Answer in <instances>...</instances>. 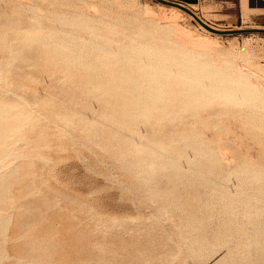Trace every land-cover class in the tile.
Instances as JSON below:
<instances>
[{"label": "rangeland", "instance_id": "rangeland-1", "mask_svg": "<svg viewBox=\"0 0 264 264\" xmlns=\"http://www.w3.org/2000/svg\"><path fill=\"white\" fill-rule=\"evenodd\" d=\"M31 1L22 0L21 4L18 2L22 6L21 8L24 9L21 12L23 17L26 13L23 20L19 13L21 8L17 2L12 5L0 3V8L3 5L1 9H6L3 12L9 15L10 22H12L14 17L18 19V14L19 18H21L20 23L14 19L13 24L9 22L6 14L4 20L2 18L1 21L0 18V22H5L7 25L0 23V57H2L0 61L5 62H0V69H2L0 70V76L3 78L7 77L5 78L7 81L0 77V84H3L0 85L2 86L0 88V105H2L1 101H4L3 105L5 102L8 106L13 104V107L10 108V115L13 118L15 116L23 117L21 116L22 114H33L29 120L23 119L22 124H20V121V123H14L15 125L11 123L14 126L11 130L15 128L14 130L16 131L11 133L9 130L10 133L6 137L2 136L3 140L0 137L2 141L5 140L4 142L0 141V146L3 145L2 148L7 146L6 148L12 149L11 147L9 148L12 145L13 153L15 151L14 154L11 153L13 157H8L9 159L3 165H0L1 170L5 169L3 171L0 170V176L4 178L1 180L2 178L0 177V180L5 181L4 186H8V188H4L9 190V192L5 190V201L1 200L4 201L3 203L0 201L2 203H0V206L2 205L0 213L2 210V213L4 211L9 212V214L12 213L11 217L9 215L11 222L8 224L7 232H2L7 234L1 235L0 232V264H27L28 262L30 264V257L33 258L31 260V262L33 261L32 264H43V260L46 264L49 262L50 264H264V169L261 171L246 170L241 168V166H236L225 173L223 183L220 184L213 181L215 177H210L208 170L202 169V171H199V138L197 132L199 130L203 131L201 128L205 132L207 131V134L211 132L208 122L202 117L203 109L200 105L203 103V99L193 97L184 99L185 96L182 98L177 95L178 90L186 87L189 81L188 78L193 73L189 72L190 75H188L187 79L185 77L188 72H185L184 77L183 74L180 75L181 77L175 75L172 79L165 80V84L162 86L165 87L166 85L170 100L166 101L168 105L163 108L164 111L162 112V108H159L161 113L156 107L154 109L158 112L155 113L153 109V114L149 113L152 116L146 118L141 117L145 113L140 110V116L137 113L136 115L139 117L135 119L137 121L133 122L134 125L135 123L137 124L136 127L131 125V130L124 128V131L120 124L115 123L117 126H114L112 125L114 124L113 120L110 121L109 117H106L105 114L107 113L105 112L109 114L112 109L104 103L105 97L102 90L105 86L104 84H107L111 79V76H103L102 73L110 74L108 72L109 69H113L111 67L118 68L116 67L117 61L114 64V61H111V56H109L110 60H108V56L101 53H96V55L99 57L104 55L106 56L105 59L104 56L102 59L95 55L89 59L91 56L89 57V54L84 53V57H87L85 59L89 60V62L95 64L97 60L95 64L97 72L95 71L96 67L92 63H90L91 66L89 65V70V67L84 69L82 68L84 66L80 64L81 68L80 66L75 68L78 64L75 63L77 66L74 65L73 62L76 61L71 56H68L72 54L71 50L67 49L66 53V48L65 51L60 50L63 47L61 48L56 43L58 50L56 49L57 47L55 48V42L49 41L50 43H46L47 46L43 44L44 50L49 47L48 52H46L47 50L43 51L42 44L34 43L32 47H34V50H38L35 63L31 64V67L30 64L26 63L23 65L24 67L22 66L23 68L19 69V76L18 73L16 74L17 78H22L21 80L19 78V80L23 83L30 78L36 77L38 81L35 78L32 80V82L35 81L32 85H37V88L36 86H34L35 88L31 87L30 79L26 84L31 87V91L29 89L30 92L28 91L19 97L15 96L16 94L14 93L16 91L11 90L12 85L8 84V81L9 83L11 82L9 78L11 70L6 65V59L10 55L9 52L13 53L15 48L17 50L20 46V44L17 46V42H19L17 40L20 38L24 39L26 36L24 32H28L25 27L31 24L29 23L31 22L30 18L32 20L34 15L32 14L33 16H31L33 12L30 13V8L27 7V10L25 7ZM35 1L33 0L32 3L41 6V8L43 6L41 13L47 9L44 12L45 15L46 13L49 15L48 13L50 12L51 15L53 13L55 15L57 11L61 10L62 6L64 7L63 0H52V4L51 0L44 3L41 2L42 4H38L40 0ZM121 1L123 3L125 1V4L128 1L127 4L132 2L130 4H135V7L137 3V7H139L136 8H140V11L141 7H149L156 13L163 12L162 10L159 11V9L164 4L157 0ZM170 1L178 2L175 0ZM248 1L246 10H243L244 7L241 0H201L195 10H193L191 5L185 6L195 12L196 14H194L197 17L199 16L198 18L203 22L219 30L264 29V0ZM23 2L26 5H22ZM49 4L54 7V10L53 8L51 9ZM14 5H17V8L12 9L11 7ZM164 6L169 7L168 5ZM1 9V17H4L5 15H3ZM27 11L30 13L29 17H27L29 15ZM164 13L169 15V12ZM10 15L12 18H10ZM52 16L49 15L43 18V23L46 20L47 25H44V27L41 25V29L48 28L49 22L47 20L49 18L50 20L57 19ZM178 16L177 21L182 28L193 32L196 38L203 36V27L195 17L185 11H181ZM143 18L145 19V17ZM7 23H10V25L8 26ZM54 23L52 22L56 26H50L51 23L49 24V27L54 29L51 28L52 30L50 31L55 32L58 29V32H55V35H52L54 32H50L49 36L62 37L56 33H59V27H63V25L61 26L57 22ZM27 28L29 29V25ZM64 28H62V33L63 31L69 32V28L68 30ZM70 28L71 32L74 31V33L77 32L76 35L79 34L80 31ZM49 29H46V31H49ZM23 30L25 31L23 32ZM107 30L104 33L101 30L100 34H105L107 37L116 35L110 33L109 36V33H107L109 30ZM65 34L62 38H64ZM69 34L72 37L73 33L69 32ZM131 35L134 36L135 34ZM45 36H48V32ZM69 36L65 37L69 38ZM115 37L118 38V36ZM212 37L213 42H217L215 45V53L217 52V54L213 51L214 56L218 55V59L225 55L228 61L229 58L232 59L230 61H234V67H229L232 62L222 66V70L225 72L229 73L230 71L231 73V71H235L232 73L238 77L241 74L251 72L253 65L264 66L263 32L250 31L219 34L212 35ZM119 38H124V34H120ZM20 42H22L21 39ZM214 43L211 47H214ZM14 45L13 50L12 47ZM6 47L8 48L5 50ZM54 48L60 53L64 52L61 55L66 53L67 55L65 56L67 58L60 57V54L58 56L56 50H52ZM212 50L210 51L212 52ZM4 51H8V56ZM69 51L70 53H68ZM43 52L44 56L42 57ZM176 53L180 54V51H176ZM4 54H6L7 58L2 56ZM214 56L212 60L216 59ZM4 58L6 61H4ZM37 59L40 60L38 61ZM68 59H71V63ZM107 60L113 64L111 66V64L106 63L108 69L106 72L107 69H105L104 62H107ZM210 60L211 58L207 61L210 62ZM101 61H103L105 70L101 68L103 65ZM97 62H101V67ZM42 64L44 67H42ZM119 64H122V62H119ZM4 65H6L7 69ZM108 66L111 67L109 68ZM128 66L122 65L121 67L129 70ZM67 68L71 69L69 70L71 73L66 72ZM91 68H94L93 71L95 72L91 71V73L93 72L96 76L98 73L100 77H106L105 81L107 82H103L104 78L101 77L99 79L100 77L98 78V76L96 81L99 80L97 82L100 83L95 80L93 84L92 81H87L93 78L92 75L88 77L90 76ZM242 69H244V73H241ZM3 70L4 73L6 71L5 74H3ZM237 70L241 71L237 72ZM24 71L28 74L33 73L32 76H34L31 77V74L25 76ZM63 73L70 75L64 78ZM21 74L23 75L21 76ZM255 77V79L259 78L260 82H264L263 74H257ZM114 78H112V83L115 86L114 84L112 86L111 83V88L107 89L108 91H114L118 82H121L117 77ZM2 82H6V88H4V83ZM101 82H103V86L100 85L98 88L99 90L102 88L100 93L103 96L97 91L98 88L95 85L101 84ZM90 84L92 87H90ZM189 84L188 87H195L194 82ZM3 88L12 93L3 91ZM93 88L96 89L93 90ZM94 91H97V97ZM171 94L173 95L170 96ZM176 97L180 98L179 102L177 104H169L172 100L176 101ZM92 99H97L98 101H93ZM102 104L105 105L104 109H101L103 108ZM14 105L20 107L15 109L16 106ZM89 107L93 110L95 109L94 112L88 109ZM261 111L264 114V110ZM25 112L29 113L26 114ZM239 117L237 115L233 117V122L237 126L241 125V117ZM106 118H108L107 120L112 126H109L110 124ZM139 118L145 119L141 121ZM238 119H240V122H238ZM100 120L103 123H101L102 127L108 126L111 128L107 127L104 129L100 127ZM118 125L120 126L118 127ZM113 126L116 129H113ZM197 127L199 128L198 130ZM193 131L197 132L194 133ZM260 136L264 138V133H260ZM243 148H246L243 149L244 151L249 150L250 154L258 159V163L264 166V151L259 149L258 146L256 148L251 141H248ZM173 157L178 159L179 172L181 174V177L176 179L169 175L167 176L168 173L172 172ZM154 160H157L162 167H153L151 161L153 162ZM10 161L16 163L12 164ZM8 162L12 165L11 168L7 165ZM17 164L18 170L14 172L18 171V174L16 172L14 176L12 168ZM17 167L14 168L17 169ZM8 168L12 170L13 177H11V174L7 176L10 172ZM6 171L7 175L4 173ZM14 177L16 179L19 178L17 180L14 179V181ZM172 180H175V183L173 189H169L168 185ZM0 185L3 184L0 182ZM169 191H172L175 195L167 196ZM6 193L12 194H9L11 197L13 196L11 200H9L10 196L8 195V197ZM164 194H166V197H164ZM176 194H182L184 200H190L189 204L193 214L188 218L183 217V207L175 204ZM12 201L18 203L14 204ZM8 202L12 203V212L7 211V208L10 210L9 206L11 205ZM13 204L15 207H13ZM19 204L24 205L19 207ZM3 205L7 206L6 209H4ZM17 207L19 211L14 210ZM6 212L3 214H6ZM173 215L177 216L172 218ZM170 216L173 220L170 219ZM10 225L12 226L9 227ZM25 227L27 230L30 227L35 230L31 231L30 228L28 232ZM38 242L50 244L49 247L44 244V247L43 243L38 244ZM31 243H34V246L36 245V247L32 245L33 250ZM51 244H53L52 247H50ZM37 250L40 251L38 252ZM35 253L38 257V262L34 263V260L37 259ZM28 254L31 255L28 257ZM5 256H7V260H5ZM40 256L44 257V259L39 258ZM49 258L50 261L48 262Z\"/></svg>", "mask_w": 264, "mask_h": 264}, {"label": "bare ground", "instance_id": "bare-ground-1", "mask_svg": "<svg viewBox=\"0 0 264 264\" xmlns=\"http://www.w3.org/2000/svg\"><path fill=\"white\" fill-rule=\"evenodd\" d=\"M32 1L28 2L27 6L25 7V8H27V7L30 8L29 9L30 13L33 12V13H31V16L34 15L32 20L30 18L31 22H29V23H31V24L27 23L29 25V29L27 28L28 25H26V27H25L26 30H28V32L26 31V33H25L24 32L25 30H23V32H24V34H26V36L29 33L28 36L26 37L24 35L25 38L22 36L25 39L24 40V39L20 38L22 40V42H20V39H18V38H17L18 40L16 39L17 41H19V42H17L18 44L16 43L17 46H19V44H20V46L17 48V50H16V48L14 50V47L16 45L15 44L12 47L14 52L13 53L9 52L10 55L8 58L6 57V54L8 51L7 52L4 51L6 54L2 55V56H5L7 58L6 59L7 60L6 65L11 70V74L9 76L11 82L9 83V81H8V84L10 86L12 85L11 90L13 89V91H16L14 93V94H16L15 96L19 97L20 95L26 94L31 87L36 86V88H37V85H32L33 82L35 83V81L32 82V80H34L36 78V77L35 78L33 77L34 75L32 76L33 73L28 74L24 71L25 76L31 74V77H33V79L30 78L31 80L29 79L31 81L30 82L31 87H29V85L26 84L29 82V80H27V82H26V81H24V77H23V81L25 82V83H23L22 81H20L22 78L19 77L20 80H19V78H17L20 74V73H18V71H19V69H21V67L23 65H25L27 63V64H30V67H31V64L35 63L38 50L36 51V50H34V47H32V45L34 43H40V45L42 44L41 47L43 48V51L47 50L46 52H48L49 47L48 48L45 47L46 49L44 50L43 44L45 45L46 43H50L49 41L55 42V48L57 47L56 43L61 48L63 47V49H60V50L65 51V48H66V53H67V49L71 50L72 54H69L68 56L69 57L71 56V58L74 61H76V62H73L74 65L78 64V66L76 65L77 67L72 65L75 68H78L81 65V66H84L82 68L87 69L86 67H89V65L91 66L90 63H92V62H89V60L85 59L86 56L84 57V55H83L84 53H86L87 55L89 54V57L91 56L89 59H91L93 57V55H95L97 57L98 55H96V53L97 54L101 53V54L108 56L107 57L108 60H110L109 56H111L112 57L111 61L113 60L114 64L116 63V61L118 64H119V62H122V64H119V66H117L118 64L116 65V67H118V68H114V67H111L113 63L111 64V62L109 63L107 60V62H104L105 66L107 65L106 63H109V64H111L110 67L113 69L112 70L109 69L108 73H110V74H106V73L103 74L101 71L100 72L102 73L103 76L104 75L105 76L106 75L111 76V79L108 82L110 84H108V83L104 84L105 86L103 87V89L101 88L103 90V94L105 97L104 103L109 105L110 108L112 109V110L109 109L110 110L109 114H108V112H105L108 114V116H107V114H105V115H106V117H109L110 121L113 120L114 124H112V125L117 126V125H115V123L120 124L123 127V129L121 127L120 128L124 131H125V129L131 130V128H132L131 125L136 127L137 124L135 123V125H134L133 122L137 121L135 119L136 118L138 119V117L140 116L139 115L140 110L145 113V114H143L141 112L143 114V116L141 115V117H146V118H148L149 116H152L151 115V114H153L152 110L156 107H158L157 110H159V108H162V112H163L164 111L163 108H165L168 105V103L166 101L170 100L169 91L166 89V85H165V87L162 86L165 84L164 83L165 80H170L175 75L180 76L183 74V77H184L185 72L186 73L188 72V74L185 73L186 74L185 79H187L188 75H190L189 72H191V73H193V75L189 76L188 84H186L185 88H183V86H182L183 89L178 90L177 95H178V97H182V98H183V96H185L184 99L187 97L203 99V103L200 105V107L203 109L202 117H204V119L208 122L209 130L211 132H210V134H207L206 133L207 131L205 132L204 129H202V128H201V130H203V131H200V130L198 132L195 131V132H197L198 138H199L198 139V141H199L198 142V144H199V147H198V153H199L198 169H199V171H202V169L208 170L209 176L215 177V178H213V181H216V183L220 184V183H223L222 181H223V177L225 176V173L229 169H232L236 166H241V168L246 169V170L254 169V170L261 171L264 169V166L260 165L258 163V159L253 157L252 154H250L249 150H246V151L243 150V149H246V148H243L244 145L246 143H248V141H251L256 146V148L258 146L259 149L264 151V138L262 136H260V133H264V114L261 113L262 112L261 110H264V102H263L264 101V82H260L259 78L255 79L257 77V76L255 77V75H257V74L258 75H260V74L264 75V66L263 67L259 66V64H257L256 66L253 65L252 66L253 68L250 67L251 70L249 69L251 72H248L249 70L246 71L248 73H244L245 72L244 69H242L243 71L237 70V72L241 71V73H244L238 77L233 75V73L235 71L234 72L231 71V73L229 71V73H228V72H225L224 70H222L223 65H225V64L228 65V63L232 62L229 64V67H231L234 64L233 63L234 61H230V60H232L230 58L228 61L227 58L225 57V55L223 57H219L218 58L219 60L217 59L218 55L216 57L214 56L215 54H217V52L215 53V50H216L215 45L217 42L216 43L213 42L214 40L212 39L213 38L212 35H219V34L205 28L202 25L203 31H204L203 36L196 38L194 36L193 32H191L190 30H187L185 28H182L179 25V22L177 21V16L183 10L176 7V6L166 7V6H164L165 4L163 6H160L162 8H160L159 11L162 10L163 12H169V15H168L166 13L163 14V12H161V13L157 12L156 13L154 10L150 9L149 7H146V8L141 7V11H140V8L137 9L139 7V6L137 7V3H136V7H137L136 8L135 4L134 5L130 4L132 2L127 4L129 1L125 4V1L123 3V1H121V0H115V1H111V0L110 1L109 0H63L64 1L63 2L64 7L62 6L61 10L57 11L55 15H53L54 14L53 13L54 7H52L49 4L51 6V9L53 8V10H52L53 16L50 14L51 12L48 14L52 17L55 16L57 19L53 20L51 18L52 20H50V18L48 17L49 20H47V21L49 23L47 26L48 28H46V29H49V28L50 29H49V31H46V29H44V28L41 29V25H43V27H44V25H47V23L45 22L46 20H44V23H43V18L49 16V15H47V13H46V15L44 13V12H46L47 9L44 10L43 13H41L43 10L42 9L43 6L41 8V6L35 5L34 3H32ZM45 1L47 2L49 0H42V1L40 0V2L38 1V4L39 3L42 4ZM241 1L243 4V7H244L243 10H246L249 1L248 0H241ZM15 2H17V3L20 2V4H21L22 0H0V3L5 4V5H12ZM20 4H19V6H20ZM51 4H52V0H51ZM22 5H26V4H24V2H23ZM53 5L55 6L54 2H53ZM2 6H1V8H2ZM14 6H12V7L8 6V7H11L12 9L17 8V5L15 7ZM47 6H48V4H47ZM21 7L22 6H20V8ZM59 7H60V5H59ZM59 7H57V8L59 9ZM191 7L193 8V10H195L197 7V4H193V5H191ZM44 8H45V6H44ZM22 9L23 8H21V10H19V9L18 10L20 11L19 13L22 16V20H23L25 18L26 13L24 14V17H23V15H22L23 13L21 14V12L24 11V9L23 10ZM48 9H49V7H48ZM142 9H144V10L142 11ZM1 10H2V12H3V10L6 11V9H1ZM27 10H28V8H27ZM25 12H26V10H25ZM30 13L27 17L30 16ZM5 14L7 15V18H8L9 15L6 12H5ZM5 14L3 12V15H5ZM6 15L4 17H1V13H0L1 21H2V18L4 20ZM68 15H70L71 17ZM142 15H144L143 17H145V19L143 17H141ZM10 18H12V16ZM12 19H13L12 22H10L11 19H9V22L13 24L15 17ZM20 19L21 18H19V14H18V19H15V20H17V22L20 23V21H21ZM50 21H52L53 23H54V21H56L57 23L61 24V26L63 25V27H59L61 33L59 31V33H56V34H58V35L60 34L63 37V35L65 33H66L65 36H69L70 35L69 32H70V33H73L75 36L72 34V37L69 36V38L65 37V36H64V38H62L60 36L59 37H57V36L50 37L51 35L49 36V34H51L50 32H52L50 30H52L53 27H49V24L51 23L50 26L51 25L56 26V25H53L52 22H50ZM0 23L2 25H6L5 22H0ZM10 23H7L8 26L10 25ZM22 23H23V21H22ZM64 25H66V26H64ZM207 25H209V24H207ZM68 26L74 28L75 31H77V30L80 31L79 34L76 35L77 32L76 33H74V31L71 32L70 31L71 28ZM210 27H212V26H210ZM8 28H10V27H8ZM62 28L66 29V30H68V28H69V32L65 30L66 32L63 31V33H64L63 34ZM212 28H214V27H212ZM14 29H17V28H14ZM23 29H24V27H23ZM214 29H217V28H214ZM43 30H44V32H42ZM57 30L58 29H56L55 32H58ZM101 30L103 33L106 32L105 30H107L108 31L107 33H109V36H110V33H112V34L114 33V34H116L115 36H118V38H116L114 35H112V36L115 38H113L112 36H111L112 38L107 37L105 34L102 35V34H100ZM47 32H48V36H45L47 34ZM55 32L52 35H55ZM119 33L124 34V38H122V39L119 38V36H120ZM131 34H135V35L133 36ZM1 41H2V39H1ZM213 43H214V47H211L213 45ZM39 46H38V48H39ZM46 46H47V44H46ZM7 48L8 47H6L5 50ZM55 48L52 50L58 49V47L56 49ZM212 49H214V50H212ZM210 50H212V52ZM176 51L177 52L180 51V54H177ZM213 51L215 54H213ZM52 53H53V51H52ZM56 53H58V56L60 54V57H65V59L67 58L65 56V55H67L66 53H65V55L64 54L61 55L64 52L60 53V51L56 50ZM68 53H70V51ZM45 54H47V53H45ZM220 54L221 53H219V55ZM104 55H102V56L100 55V57L99 56L98 57L103 59ZM7 56H8V54H7ZM43 56H44V52H43L42 57ZM106 56H104V59ZM213 56L217 59V61H216V59L212 60ZM221 56H222V54H221ZM60 57H59V59H61ZM0 58L2 59V57H0ZM99 58H97V59H99ZM209 58H211L210 62L207 61ZM220 58L221 59L223 58V59L221 60ZM224 58H226V59L224 60ZM102 59H100V60H102ZM6 60L4 58V61H6ZM68 60H67V63H68ZM95 60H96V58H95ZM96 61H95V64H96ZM103 61H101L102 64H103ZM218 61H220V62H218ZM101 62H97V63L100 65ZM1 63H5V62L2 61ZM70 63H71V61H70ZM95 64L92 63L93 66H95ZM6 65H4V66L6 67ZM99 65H97V66L99 67ZM120 65L121 66L122 65L123 66L129 65L128 66L129 70L124 69V67H121ZM81 66H80V68H81ZM103 66H104V64L102 65V67L100 65V67L102 69H104ZM42 67H44L43 64H42ZM25 68H26V66H25ZM6 69H7V67H6ZM6 69H4V70H6ZM89 69H90V67L88 68V70ZM105 69H107V66L105 67ZM0 70H2V69H0ZM4 70H3V74L6 73V71L4 73ZM69 70H71V69H68L66 72H70ZM93 70H94V68H91L90 74H89L90 76H88V77H91V75H92L93 78H90V79L87 78L88 79L87 81H90V82L92 81V84L95 83L97 76H98V78L100 77L98 75V73H97V76L94 75L95 72ZM104 70H103V72H104ZM91 71H93L94 73L92 72L93 73L92 74ZM95 71L97 72V67H96ZM107 71H108V69L106 70V72ZM66 72H64V73H66ZM0 73H1V71H0ZM17 73H18V76L16 77ZM64 73H63L64 78L70 75V74L66 75ZM22 75L23 74H21V76ZM253 75L255 78L253 77ZM103 76H101V77H103ZM0 77H1V79L3 78L2 76H0ZM101 77L99 79H101ZM114 77L115 78L117 77L118 79H120L121 82H118L114 91H108L111 88V83L113 80L112 78H114ZM5 78H7V77L5 76ZM5 78H3V79H5ZM103 78H102V81H103ZM105 78H104L103 82H107V81H105ZM36 81H38V79ZM97 81H99V80H97ZM114 81H116V80H114ZM263 81H264V78H263ZM103 82H101V84H95V85H97V88H98V87H100V85H102ZM179 82H181V81L179 80ZM191 82L195 83L194 88L192 87L193 84H191L192 88L188 87V85H190L189 83H191ZM2 83H4V88H6L5 87L6 82H2ZM97 83H100V82H97ZM87 84H89V83H87ZM113 84L114 83H112V86H113ZM0 85H3V84H0ZM114 86H115V84H114ZM1 87L2 86H0V88ZM84 87L86 88V86H84ZM90 87H92L91 84H90ZM4 88L2 89L3 91L5 90ZM88 88H89V85H88ZM94 89H96V88H93V90ZM101 89L99 90V88H98L97 91H99V93H100V92H102ZM9 90H10V88H9ZM105 90H107V91H105ZM6 91L12 93L11 91H8L7 89L5 90V92ZM30 91H31V89H30ZM87 91H88V89H87ZM97 91L96 92L94 91L96 97L98 95ZM103 94L100 93L101 96H103ZM95 95H93V96H95ZM172 95L173 94H171L170 96H172ZM26 96H28V95H26ZM22 99H23V97H22ZM19 100H21V98H19ZM94 100H97V99H94ZM179 100H180V98H177L176 101L172 100L169 102V104H171V103L177 104L179 102ZM196 101H198V100H196ZM1 102H2L1 104L3 105L4 101H1ZM5 103L3 106L0 105V137H2V136L6 137V135H8V133H10V132L12 133V131H16V130H14L15 128H13V130H11L12 127H14L13 125L16 124V122L20 121L21 123L20 122L19 123L22 124V122L24 120H29L30 117H32V115H33L32 113L28 114L29 112H27V113L25 112L28 115H24L21 113L22 114L21 116H23V117H18V116L16 117L15 116L16 118L15 117L13 118V116L10 115V108L13 107L12 106L13 104L8 106L7 103L6 104ZM89 103H91V102H89ZM159 103H161L160 106H158ZM184 104H186V103L184 102ZM195 104H196V102H195ZM5 105H7V106H5ZM16 105H14V106H16ZM99 106L101 107V105H99ZM104 106L105 105H103L102 106L103 108H101V109H104ZM19 107L20 106H18V107L16 106L15 109H17ZM86 107H88V106L86 105ZM139 107H140V109H139ZM105 108H107V107H105ZM15 109H13V110H15ZM88 109L93 110V109H91V107H89ZM101 109H100V111H101ZM94 110L92 112H94ZM157 110L154 109L155 113L158 112ZM101 112H103V110ZM149 113H151V114H149ZM136 114L139 116H137ZM236 115L238 117L239 116L241 117V122H240V119H238L239 121L237 120L238 122H240V124H241L240 126L235 125V123L233 122V117H235ZM107 119L108 118H106V120ZM139 119L141 121L143 119V121H144L145 118H142V119L139 118ZM154 119L156 120V118H154ZM66 120H67V118H66ZM140 120H138V121H140ZM103 121L105 122V120H103ZM107 122H109V121L107 120ZM101 123L102 122L100 120V124ZM25 124H26V122H25ZM100 124H99V126H100ZM102 124L100 127H102ZM106 124L109 125L110 122H109V124L108 123H106ZM112 125L110 124L109 126H112ZM120 125H118V127ZM114 126H113V129L115 128ZM16 127H18V126H16ZM107 127H105V128H107ZM198 127H197V130L199 129ZM102 128H104V127H102ZM86 129L88 131L90 130L88 128H86ZM194 129L196 130V128H194ZM9 130H10V132H9ZM17 130H20V129H17ZM61 130H63V129H61ZM84 131H85V129H84ZM117 131H119V130H117ZM18 133H20V132H18ZM2 140H3V137H2ZM2 140L0 139L1 142L5 141V140L4 141H2ZM9 141H11V140H9ZM0 147H1V149H3V150L0 149V165H3L6 162V160L9 159L8 157H11L15 153V151L13 153L12 145L9 146V148L11 147L12 149L6 148L7 146L5 148H2L3 145H1ZM238 150L240 151V153ZM11 153H13V154H11ZM173 159H174V164L172 165V172L168 173L167 176L169 175L172 178L174 177V179H176L178 177H181V174L179 172L178 159L175 157H173ZM240 159H242V160L240 161ZM8 163H7V165H9L11 168L12 165L10 163H12V161H10L9 164ZM14 163H16V162H14ZM14 163H12V164H14ZM151 164L153 167H156V166L162 167V165H159L157 160H154L153 162L151 161ZM17 166H18V164L16 166H13V168H12L13 172L15 170H18ZM5 167H6V165H5ZM14 167L15 168L17 167V169H15ZM3 170H5V169H3ZM3 170H1V171H3ZM12 170H10L9 175H7L8 174L7 171L4 173H6L7 176H10V174H11L12 175L11 177H13ZM16 172L18 174V171H16ZM16 172H14V176H15ZM2 175L4 177H6L4 174H2ZM216 177H217V179H216ZM1 178H2L1 180L4 179L3 177H1ZM14 179L17 180L15 177L13 178V180ZM1 180H0V182L3 185H0V201L5 199V190H8V189H5V188H8L7 185H6L7 187L4 186L5 181L3 182ZM174 183H175V180L174 181L172 180L169 183V185H168L169 189H173ZM8 192H9V190H8ZM11 193H9V194H11ZM6 194H7V196L9 195L8 193H6ZM182 194L181 195L176 194L177 196L175 197L176 198L175 204L181 205L183 207V210H182L184 213L183 217L188 218L191 214H193L192 209L190 208V204H189L190 200L187 199L188 197L186 198L187 200H184V196H182ZM171 195H175V194H173L172 191H169V194H167V196H171ZM12 197L10 196L9 200H11ZM164 197H166V194H164ZM200 199H202V198H200ZM4 201H1V202L3 203ZM6 201H7V199H6ZM13 201H15V200H13ZM13 201H12V203H14V204L18 203V202L15 203ZM8 203H7V206H8ZM12 203L9 206L10 210H8V208H7V211H11ZM23 205L19 204V207L20 206L23 207ZM7 206H4L5 208L4 207L3 208L6 209ZM0 207H2V205ZM13 207H15V205ZM14 210L15 211L18 210V207H17V209L14 208ZM2 211H1V213H2ZM4 212H6V211H4ZM1 213H0V232L2 235L3 231L7 232L8 224L11 222L10 217H11L12 213L11 214H9V212H6V214H3V213L1 214ZM9 215H10V217H9ZM171 215H172V213H171ZM175 216H177V215H173L172 218ZM172 218L170 216V219H172ZM12 220H14V219H12ZM11 226L12 225H10L9 227H11ZM28 227H29V225H28ZM30 228H31V231L35 230V229H32L33 227H30ZM30 228H28L29 231H30ZM158 228H161V227H158ZM25 230H27L26 227H25ZM39 243L40 242H38V244ZM42 243H40V244H42ZM33 244L31 243V246ZM44 244L45 243H43V246H44ZM49 244H47V242H46L45 245H47V247H49ZM52 245L53 244H51L50 247H52ZM25 246H26V244H25ZM33 246H32V250H33ZM34 247H36V245ZM192 249H194V248H192ZM4 250H3V252H4ZM42 254H44V253H42ZM30 255L31 254H28V257ZM38 255H40V254H38ZM5 257H6L5 260H7V256H5ZM25 257H27V256L25 255ZM35 257L37 259L34 260V263L36 261L38 262V257L36 256V253H35ZM35 257H34V259H35ZM9 258H10V256H9ZM30 258H29L30 264H32L33 261L31 262V260L33 258H31V259ZM39 258H42V257L40 256ZM25 259H27V258H25ZM43 259H44V257L42 258V260ZM39 261H40V259H39ZM49 261H50V258H49L48 262ZM0 262H1V259H0ZM44 262L45 261L43 260V264H46ZM27 264H29V262ZM47 264H50V262ZM105 264H108V263H105Z\"/></svg>", "mask_w": 264, "mask_h": 264}, {"label": "water", "instance_id": "water-1", "mask_svg": "<svg viewBox=\"0 0 264 264\" xmlns=\"http://www.w3.org/2000/svg\"><path fill=\"white\" fill-rule=\"evenodd\" d=\"M158 2L168 5V6H176L180 9H182L183 11L189 13L190 15H192L193 17H195V19L201 24L203 25L205 28L218 33V34H234V33H240V32H252V31H258V32H263L264 33V29H248V30H235V29H230V30H219V29H214L212 27H210L209 25H207L205 22H203L200 18H198L194 12L189 9L188 7H186L185 5L178 3V2H174V1H170V0H157Z\"/></svg>", "mask_w": 264, "mask_h": 264}, {"label": "crops", "instance_id": "crops-1", "mask_svg": "<svg viewBox=\"0 0 264 264\" xmlns=\"http://www.w3.org/2000/svg\"><path fill=\"white\" fill-rule=\"evenodd\" d=\"M180 3H183V5H193V4H198L201 0H175Z\"/></svg>", "mask_w": 264, "mask_h": 264}]
</instances>
